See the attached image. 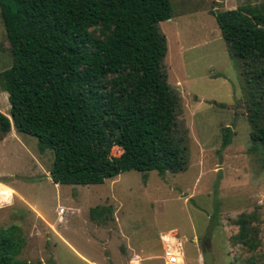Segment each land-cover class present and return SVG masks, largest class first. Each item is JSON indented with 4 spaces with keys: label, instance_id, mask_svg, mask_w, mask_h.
<instances>
[{
    "label": "rangeland",
    "instance_id": "obj_1",
    "mask_svg": "<svg viewBox=\"0 0 264 264\" xmlns=\"http://www.w3.org/2000/svg\"><path fill=\"white\" fill-rule=\"evenodd\" d=\"M170 1L173 16L158 27L166 38L168 83L180 96L187 169L164 177L129 171L101 185H59L51 178V150H40L35 137L13 125L7 134L0 130V196H5L0 197V236L14 244L8 264H136L129 261L132 252L140 264H164L161 234L168 232L184 240L185 264H198L204 244L211 246L213 264H264V169L261 157L249 153L239 62L231 59L213 16L264 0ZM11 63L0 15V74ZM0 113L11 120L1 84ZM227 128L232 141L222 148ZM121 154L119 147L112 149L113 156ZM20 196L53 227L35 218ZM96 207L110 213L94 217ZM255 211L262 245L248 252L231 238L239 232V216Z\"/></svg>",
    "mask_w": 264,
    "mask_h": 264
},
{
    "label": "trees",
    "instance_id": "obj_2",
    "mask_svg": "<svg viewBox=\"0 0 264 264\" xmlns=\"http://www.w3.org/2000/svg\"><path fill=\"white\" fill-rule=\"evenodd\" d=\"M0 15L12 59L0 74L11 115L0 113V130L7 134L13 125L51 150L55 184L101 185L129 171L164 177L187 169L180 96L168 83L158 27L173 16L170 0H0ZM213 16L239 62L249 153L264 169V2ZM225 132L222 148L232 141V131ZM114 147L122 154L113 156ZM235 224L232 244L257 251L259 214L243 213ZM13 245L0 236V264L9 263Z\"/></svg>",
    "mask_w": 264,
    "mask_h": 264
},
{
    "label": "built area",
    "instance_id": "obj_3",
    "mask_svg": "<svg viewBox=\"0 0 264 264\" xmlns=\"http://www.w3.org/2000/svg\"><path fill=\"white\" fill-rule=\"evenodd\" d=\"M5 198L4 195L0 196ZM61 214L65 212L64 209H60ZM161 246L163 251L164 264H185L186 255L184 252L183 240L180 239L175 232L166 233L161 236ZM141 258L134 256L131 263L140 264ZM198 264H205L204 256H199Z\"/></svg>",
    "mask_w": 264,
    "mask_h": 264
},
{
    "label": "crops",
    "instance_id": "obj_4",
    "mask_svg": "<svg viewBox=\"0 0 264 264\" xmlns=\"http://www.w3.org/2000/svg\"><path fill=\"white\" fill-rule=\"evenodd\" d=\"M12 189V188H11ZM17 195V194H16ZM16 195H14V196H16ZM21 198H22V201H24L25 202V205L24 206H26L27 208H29V210H31V212H34V214H35V218L37 217V218H39V220L40 219H42V222L47 226V225H49V226H52L51 224H50V221L49 220H47L38 210H37V208L34 206V205H32V204H30L29 202H27L22 196H20ZM14 198V201L16 200L15 199V197H13ZM12 198V199H13ZM15 203V202H14ZM59 211H60V209H59ZM59 213V215H62L60 212H58ZM65 214V213H64ZM62 219L60 218V221H61ZM53 227V226H52ZM169 233V232H168ZM57 234H59L58 232H57ZM164 234H166V233H162L161 234V236L162 235H164ZM60 236H61V239H62V241L63 242H65V243H67L70 247H71V245L69 244V242L66 240V238H64L62 235H61V233L59 234ZM180 239H182L181 237H180ZM93 240H95V239H93ZM183 240V239H182ZM184 241V240H183ZM195 241V240H194ZM183 244H184V242H183ZM74 251H75V249L73 248V247H71ZM77 254H78V252L77 251H75ZM139 256V254L138 253H136V252H132L131 254H130V259H129V261L131 262V260H132V258L134 257V256ZM81 256V255H80ZM82 258H83V256H81ZM140 257V256H139ZM141 261H143L142 259H141ZM92 264H99V263H97V262H92Z\"/></svg>",
    "mask_w": 264,
    "mask_h": 264
},
{
    "label": "water",
    "instance_id": "obj_5",
    "mask_svg": "<svg viewBox=\"0 0 264 264\" xmlns=\"http://www.w3.org/2000/svg\"><path fill=\"white\" fill-rule=\"evenodd\" d=\"M203 256L205 259V264H213V255L210 244L203 245Z\"/></svg>",
    "mask_w": 264,
    "mask_h": 264
}]
</instances>
